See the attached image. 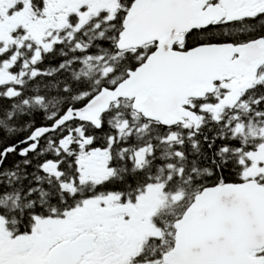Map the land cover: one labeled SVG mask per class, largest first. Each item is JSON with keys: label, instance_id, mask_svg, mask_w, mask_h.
<instances>
[{"label": "snow or ice", "instance_id": "obj_1", "mask_svg": "<svg viewBox=\"0 0 264 264\" xmlns=\"http://www.w3.org/2000/svg\"><path fill=\"white\" fill-rule=\"evenodd\" d=\"M0 264H264V0H0Z\"/></svg>", "mask_w": 264, "mask_h": 264}]
</instances>
